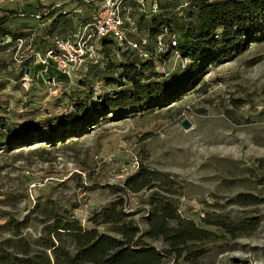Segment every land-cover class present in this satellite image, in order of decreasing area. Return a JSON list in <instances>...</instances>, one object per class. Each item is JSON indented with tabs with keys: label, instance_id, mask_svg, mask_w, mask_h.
<instances>
[{
	"label": "rangeland",
	"instance_id": "rangeland-1",
	"mask_svg": "<svg viewBox=\"0 0 264 264\" xmlns=\"http://www.w3.org/2000/svg\"><path fill=\"white\" fill-rule=\"evenodd\" d=\"M90 1L0 3V16L19 13L10 21L24 35L0 45V264H64V253L77 252L71 234L85 233L84 244L110 239L97 249L109 257L119 250L134 256L122 264H264V20L254 38L243 35L238 48L202 59L193 76L177 50L185 40L176 34V14L156 15L173 24L175 46L169 30L149 39L150 25L139 20L141 47L158 55L151 57L154 77L143 83L174 85L177 94L101 109L82 125L79 107L90 111L113 97L121 71H101L94 45L67 81L53 69L42 76L32 58L38 44L28 36L49 44L64 38L61 29L48 34L31 10L58 7L75 32L104 0ZM154 1L145 0L147 9ZM186 2L175 6L193 34ZM110 4L123 18L141 17L127 1ZM113 48L116 67L150 60ZM28 65L22 82L19 70ZM48 129L55 135L45 138Z\"/></svg>",
	"mask_w": 264,
	"mask_h": 264
},
{
	"label": "trees",
	"instance_id": "trees-1",
	"mask_svg": "<svg viewBox=\"0 0 264 264\" xmlns=\"http://www.w3.org/2000/svg\"><path fill=\"white\" fill-rule=\"evenodd\" d=\"M123 1H127L129 8L134 7L135 12L139 11L134 0ZM176 1L177 0H156L157 12L153 14L150 12L143 13L139 11L138 13L141 17L135 21L139 30V20H147V25H150L151 27L149 30V39L155 38L156 40L157 37L162 36L164 32L168 30L171 33V36L174 35L175 38L176 34L180 33L185 41L178 44L177 50L184 58L191 61V69L193 72L191 71L190 76L196 75V73L202 70V59H210L217 51L220 52L226 50V48L232 49L234 48V45H236L235 48H238L236 43L239 39L241 40V36L245 35L246 37L254 38L257 32L263 30V28L260 27V23L261 20H264V0H187L185 3V9H189V17L195 19V29L193 34H189L187 26L183 20L184 16H179V13H183L184 10H179L178 7L175 6ZM31 11L30 14L35 15L34 10ZM57 11L58 7H47L45 11L41 12L40 20H43L48 24L44 27L47 29L48 34L61 29V33L64 35L63 39H65V37L71 36L74 33V30L62 22V18H67V14H65V12L58 13ZM164 12H172L176 14V16L172 18V20L176 18V34L172 33L175 32V30L172 29L174 28L173 24L165 26L163 22H157L156 15ZM3 14V16H0V41L9 39L8 43L10 44L16 42V40L24 38V35H22L16 27H14V23L10 21L13 16L14 18L19 16V13H17V11H3ZM217 31H219V33H217ZM28 37L29 42L38 44V52L40 54H43L45 48L52 46V44L47 43V39H45V36L43 35H29ZM100 41L102 47L101 54L103 57H107L106 61L105 59L102 60L101 71H104V69L112 73H114L113 71L115 70L121 71L117 81H112V83L118 82L117 87L120 90L116 92L113 97H105L104 100H99V104L93 110L89 111V109L83 106L79 107L81 112H83L79 119V122L82 123V125L86 123L92 113H97L101 109H106L115 105L119 106L123 103L129 106H136L148 103L153 97L160 94L165 98L177 94L178 90L174 85H163L160 82H153L150 84L143 83L144 80L147 81L150 77H154L152 72L154 68L152 62L153 58L151 57L157 59L158 55L151 47H145L146 49H144L147 55H149V58L146 60L150 59L149 61L142 62L143 60H140V62L135 64H119V66L116 67L112 62L113 51H107L108 47L113 46L116 54L123 57H125V53L127 56V53L134 54V52L118 46L112 39L103 38ZM50 69L54 70L53 67H50L48 70ZM29 70V65L21 67V70H19L18 73L19 80L22 81V78L26 75V71L27 74H29ZM46 76H48V74ZM57 76L62 75L58 74ZM62 77L64 80L67 79L65 76ZM124 82L129 86L126 89H122L124 87ZM53 135H55V130L48 129L45 131V134H43V137L47 136L45 138H50ZM23 138H25V135H17V139L22 140ZM85 234L87 235V233ZM71 235L74 237L75 235L78 236L76 247L77 252L74 257L70 256L68 253H64V264H80L84 261H88L90 264H122L125 263L127 257L134 258V256L123 257L122 253H120L122 250H119L117 255H110V257L106 255L108 251H97L101 243L103 244L110 240L104 236L99 237L96 241L94 240L84 244L82 238L86 235H83L82 237L79 236L81 234ZM152 255V263H154V261L156 263L159 254L152 253Z\"/></svg>",
	"mask_w": 264,
	"mask_h": 264
},
{
	"label": "built area",
	"instance_id": "built-area-1",
	"mask_svg": "<svg viewBox=\"0 0 264 264\" xmlns=\"http://www.w3.org/2000/svg\"><path fill=\"white\" fill-rule=\"evenodd\" d=\"M9 1L11 0H0V3ZM93 1L90 2L94 3ZM110 1L104 0L102 5L95 10L96 12L88 23L80 25L79 29L71 36L66 39H55L52 42V46L44 49L43 54L33 55L37 64L42 68V76L47 74L46 72L50 67H53L56 73L70 79L74 71L91 57V50H93L94 45L97 50L98 66H100L103 60L100 40L103 38L112 39L118 46L136 52L142 59L149 58V55L141 47V45L146 44V41L139 39V30L135 19H132L128 13V16L123 18L119 8L116 5L110 4ZM134 1L140 12L154 14L157 12L156 0L151 4L149 9L145 5V0ZM32 16L37 20L41 18L37 14H33ZM174 38V35H172L171 44L173 46L176 45ZM138 39L141 40V43ZM8 42L9 39H4L0 41V45H6ZM16 42H19V40H16ZM158 45H161V40L158 41ZM28 75H24L22 82H25Z\"/></svg>",
	"mask_w": 264,
	"mask_h": 264
},
{
	"label": "water",
	"instance_id": "water-1",
	"mask_svg": "<svg viewBox=\"0 0 264 264\" xmlns=\"http://www.w3.org/2000/svg\"><path fill=\"white\" fill-rule=\"evenodd\" d=\"M26 74H27V71H26ZM182 126H183L185 129L189 128V124H188L186 121H184V122L182 123Z\"/></svg>",
	"mask_w": 264,
	"mask_h": 264
},
{
	"label": "crops",
	"instance_id": "crops-1",
	"mask_svg": "<svg viewBox=\"0 0 264 264\" xmlns=\"http://www.w3.org/2000/svg\"><path fill=\"white\" fill-rule=\"evenodd\" d=\"M29 72H30V70H29Z\"/></svg>",
	"mask_w": 264,
	"mask_h": 264
}]
</instances>
